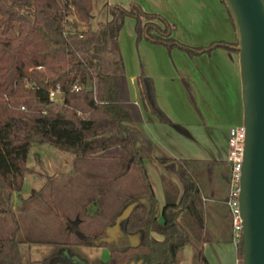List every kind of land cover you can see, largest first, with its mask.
Listing matches in <instances>:
<instances>
[{"label":"trees","instance_id":"trees-1","mask_svg":"<svg viewBox=\"0 0 264 264\" xmlns=\"http://www.w3.org/2000/svg\"><path fill=\"white\" fill-rule=\"evenodd\" d=\"M92 3L0 0V212H12V193L20 191L30 169V145L48 143L72 151L75 158L114 160L117 176L134 170L140 178V189L126 194L111 220L135 201L129 216L121 221L123 234L117 241L99 244L108 246L106 264H178L186 244L193 250L192 264H209L203 249L210 240L204 226L207 200H213L219 217L225 219L228 212L229 239L235 240L237 258L242 259L241 232L234 234L226 203L230 182L226 156L211 161L176 158L144 132L141 109L129 96L117 38L125 17L130 16L137 40L177 46L189 55L209 53L217 46L237 50L235 42L183 43L171 35L164 16L134 1L108 3L109 18L93 26ZM136 82L143 107L151 115L147 120L154 117L161 123H173L156 100L152 77L141 72ZM57 85L62 92L60 101L48 96ZM146 156L175 173L182 187L163 175L161 207L144 167ZM209 167L210 188L204 180ZM13 223L8 233L0 235V264H23L19 248L23 239L17 220ZM135 232L140 234L139 244L131 246L127 234ZM104 234L105 230L99 234L79 231L74 239L58 242L93 245L90 238ZM57 260L63 259L48 255L30 264H55Z\"/></svg>","mask_w":264,"mask_h":264},{"label":"rangeland","instance_id":"rangeland-1","mask_svg":"<svg viewBox=\"0 0 264 264\" xmlns=\"http://www.w3.org/2000/svg\"><path fill=\"white\" fill-rule=\"evenodd\" d=\"M130 1L139 3L147 11L164 16L171 25V35L183 43L204 45L202 43L207 44L214 40L236 39L233 20L227 6L220 3L221 0H203L199 6L194 5L192 0H93L92 25L95 26L98 20L110 16L107 11L108 2L127 5ZM133 24L134 19L126 16L119 32L126 73L132 69L137 74L144 72V68L140 67L146 60L148 52L154 50L157 53L161 47L166 52L175 49L181 51L190 59L187 60L188 72L177 73L178 82L175 80L173 83L178 91L179 86L182 87L185 99V110H179V115L176 114L177 119L174 121L183 122L189 127V132L183 136L182 142L177 144L179 149L187 154L181 158L203 154L204 147L208 145L203 127L207 121H211L212 115L218 113L226 127L241 123L242 120V101L241 95L238 97L235 77L236 64L234 67L230 64V57L233 54L236 62L237 50L217 46L199 58L189 55L177 46L167 48L164 44L146 38L137 40L135 36L130 35L134 30ZM14 31L15 29L11 30L9 34H13ZM197 67L202 71V77L198 75ZM55 100H62V94H58ZM142 128L151 136L144 124ZM217 145L223 148L220 136L217 138ZM162 149L163 152L170 154L164 147ZM223 150L215 156V160L224 158ZM72 153L70 150H62L48 143H32L27 155L29 172L25 175L20 191L13 192L11 196L12 212L11 214L0 212V235L8 233L14 225L13 219L17 220L19 236L23 239L20 250L25 264L28 260L29 245L34 247L32 250L34 258L54 255L67 261L64 254L77 247L76 250L86 259L87 264H106L109 255L106 245L81 244L70 247L58 241L74 239L79 231L88 234L101 233L122 207L126 194L141 187L140 178L134 170L126 176H117L118 166L114 160L77 158L73 161ZM145 158L149 159L148 156ZM197 159L211 161L214 158ZM209 172L211 167L204 172L207 174L204 180L210 188L212 183ZM167 174L174 177L172 172L167 171ZM165 177L171 180L168 176ZM32 189L34 191L31 194ZM206 203L208 204L204 224L206 235L210 239L231 241L228 212L225 213V219L217 214L212 215L209 207L214 202L207 200ZM221 204H224V201H221ZM73 229L78 231L72 232ZM239 264H242V259H239Z\"/></svg>","mask_w":264,"mask_h":264},{"label":"water","instance_id":"water-1","mask_svg":"<svg viewBox=\"0 0 264 264\" xmlns=\"http://www.w3.org/2000/svg\"><path fill=\"white\" fill-rule=\"evenodd\" d=\"M234 23L238 50L245 127L239 176V207L242 218V264H264V0H224ZM135 201L126 204L105 234L91 237L94 245L117 241L121 221ZM129 245L139 244L138 232L127 234ZM128 264H133L130 262ZM138 264V263H137Z\"/></svg>","mask_w":264,"mask_h":264},{"label":"crops","instance_id":"crops-1","mask_svg":"<svg viewBox=\"0 0 264 264\" xmlns=\"http://www.w3.org/2000/svg\"><path fill=\"white\" fill-rule=\"evenodd\" d=\"M191 2L194 5L199 6V5H202L203 0H192ZM220 3L221 4L224 3V5L226 6L224 0H221ZM132 31L133 32H131L132 34L130 35L133 37L135 36V32L134 30ZM231 41L235 42L236 44L237 37L236 39L232 38ZM198 43H201V42H198ZM202 44H205V43H202ZM118 47H119V51L121 54L122 48L119 42V34H118ZM152 51L148 52L146 56V60L144 61L143 64H141L142 67L140 68H144L143 69L144 73L152 77L153 82H154V87H155L156 100L159 106L163 109V111L171 118L173 123H170V124L161 123L157 121L154 117H152V120H147L148 116H151V115L143 107V104L141 101L139 89H138L137 82H136V75L138 74L135 72L134 69H132L131 71L127 70V73H126L124 62H123L124 72H125L127 83H128L129 96L133 101H135L139 105L142 116L144 118L143 124L146 126V128H148L151 134V137L154 139V141L157 144H160L162 147H164L173 156L181 158V157L187 156V154H185V152H182L179 149L177 143L182 142L183 136H185L186 133L189 132L188 131L189 127L185 125L183 122L174 121V119L175 120L177 119L175 118L176 114L179 115L178 111L185 110L184 108L185 99L182 94L183 93L182 87L179 86V91H178L177 86L174 85L173 83L175 80L177 81V73H180V72L187 73L188 72V66H187L188 61L187 60H190V59L186 56L185 53L181 51L179 52L176 49L166 52V50L163 47H161L159 48L157 53L156 51L154 52ZM204 55H205V52H202L200 54L193 55V56L202 58L204 57ZM174 56L178 58L175 59ZM121 57H122V54H121ZM122 61H123V57H122ZM230 62H231L230 64L232 67H234V65L236 64L235 77L237 78L236 83L238 86L237 91H238V97H239V95H241V83L239 85V81H240L239 56L236 57V62H235L234 54L231 55ZM197 68H198V75L202 77L203 75L202 71L200 70L199 67ZM197 82L200 83V81H197ZM239 86H240V89H239ZM205 118L207 119L206 116ZM239 119L241 120V116ZM242 119H243V110H242ZM241 123H242V120H241ZM199 126L201 127V125ZM203 128L205 129L206 134H207L206 138L208 140V145L204 147L203 154H200L199 156H193L192 158H201V159L214 158L215 159V156L219 152H221L223 148H224L223 157H225L227 154V150H228L227 133H228L229 127H226L224 125V122L222 118H220V115L218 113L212 115L211 121H207V124L204 125ZM219 136L222 139L223 148L217 145V138H219ZM72 155H73V158H72L73 161L77 159L75 158L74 153H72ZM144 167H145L147 176L151 182L153 192L157 199L159 207H161L164 202L163 187H162V182H161V177L163 175L168 176L171 179V181L176 182L180 190L182 189L181 184L179 183V180L176 174L172 172L174 174V177L169 176L167 174L166 169L162 165L158 164L154 159L150 157L149 159L145 158ZM26 174L27 173H25V175ZM209 208H210L212 215L213 214L216 215L213 204L212 205L210 204ZM155 236L159 237V235H156V234ZM20 244H19V248H20ZM64 244L70 247H72V245H75V246L81 245V244H71V243H64ZM76 249L77 247L75 248V250L68 251L67 253L64 254L67 261H65L64 259L57 260L55 264H87L88 262L86 261V259L81 257L80 254L78 253V250ZM203 249H204V255L207 258L209 264H239V259L237 258V255H236V244L234 241H229L227 239H219V238L210 239L209 241L204 243ZM32 250H34V247H32V245H29L27 249V259H28L27 264H30L31 260L40 259V258L32 257ZM21 255H22V252H21ZM192 257H193L192 247L186 244L181 249L180 260L178 264H192ZM23 258L24 257L22 255L23 264H25Z\"/></svg>","mask_w":264,"mask_h":264},{"label":"built area","instance_id":"built-area-1","mask_svg":"<svg viewBox=\"0 0 264 264\" xmlns=\"http://www.w3.org/2000/svg\"><path fill=\"white\" fill-rule=\"evenodd\" d=\"M74 89L78 87L74 85ZM58 94H62L59 86L51 88L48 92L50 99L55 100ZM245 138V127L242 123L232 125L228 128L227 133V154L226 159L230 165V182L226 203L231 214V224L234 234L241 232L242 218L239 207V176L243 158V146Z\"/></svg>","mask_w":264,"mask_h":264}]
</instances>
